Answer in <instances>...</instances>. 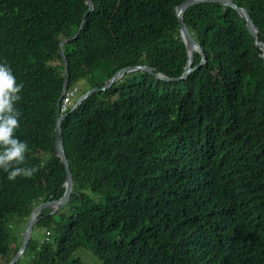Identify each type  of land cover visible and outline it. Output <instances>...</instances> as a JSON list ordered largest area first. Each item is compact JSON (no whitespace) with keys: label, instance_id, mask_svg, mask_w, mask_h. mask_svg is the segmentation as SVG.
<instances>
[{"label":"trees","instance_id":"obj_1","mask_svg":"<svg viewBox=\"0 0 264 264\" xmlns=\"http://www.w3.org/2000/svg\"><path fill=\"white\" fill-rule=\"evenodd\" d=\"M92 1L93 9L84 0H0V63L24 85L16 136L29 145L23 166L37 169L14 181L0 170V264L17 251L32 209L64 192L54 152L58 47L83 14L90 9L77 38L62 46L67 90L77 94L80 81V94L101 87L127 66L168 77L184 70L175 15L183 0ZM234 2L264 43V0ZM183 21L204 65L180 81L126 73L63 119L72 195L59 213L41 211L15 264H84L81 248L95 264H264L262 51L229 6L199 3ZM199 61L195 52L193 65ZM39 229L47 239L33 236Z\"/></svg>","mask_w":264,"mask_h":264},{"label":"water","instance_id":"obj_2","mask_svg":"<svg viewBox=\"0 0 264 264\" xmlns=\"http://www.w3.org/2000/svg\"><path fill=\"white\" fill-rule=\"evenodd\" d=\"M235 0H183L181 3H179L175 7V15L177 17V21L179 24V33L182 41L184 42L186 51H187V61L184 66V70L182 74L178 77H168L160 72H154V70L145 64L141 65H134V66H127L125 68H121L118 71H116L101 87H93L82 94H80L77 99L73 102L72 106H70V109L66 113L61 112V106H60V100L57 102V114L55 119V129H54V152L55 156L60 159V162L62 163L64 170H65V181H64V192L60 198L57 199H48L46 201H43L36 205L25 224L24 230L22 232V239L18 246L17 251L14 253L12 259L5 264H15L20 258H22L25 255L26 249L28 247L29 241L31 239L32 229L34 224L40 219V213L45 208H51L52 212L55 213L59 210H61L67 202L70 200L72 191H73V176L71 173V169L69 166V162L65 155L64 145H63V137L61 132V122L63 119L72 112L84 99H86L89 95L99 92L101 90H106L109 88L114 82H116L118 79H120L124 74L133 72V71H144L151 75H154L158 79H162L165 81H180L185 80L189 73H191L193 70L198 69L201 65H204L206 62V55L204 50L201 48L199 43L193 38L191 35L189 29L187 28L186 24L183 21V14L185 11L196 4L204 3V2H211V3H218L224 6H229L233 8L237 14L240 16V18L243 20L245 27L250 34V36L254 40L255 46H257L261 51L262 54L260 55L264 60V43L259 41L257 38L258 28L254 25L248 11L246 8L238 6L235 2ZM84 2L90 6V9H93V1L92 0H84ZM89 9V10H90ZM87 10L81 19L80 25L78 29L76 30L75 34L69 38V39H63L59 43L58 52L62 58L63 65H64V75H63V85H62V95L66 88L69 85L70 80V74L68 70V63L66 55L62 49V46L68 43L71 40H74L79 35L82 26L84 24V21L86 19V16L89 12ZM197 52L200 54V61L197 65H193L194 60V53Z\"/></svg>","mask_w":264,"mask_h":264},{"label":"clouds","instance_id":"obj_3","mask_svg":"<svg viewBox=\"0 0 264 264\" xmlns=\"http://www.w3.org/2000/svg\"><path fill=\"white\" fill-rule=\"evenodd\" d=\"M23 87V83L17 82L11 67L0 63V170L7 173V179L11 181L18 177L31 178L37 171L23 166L29 145L16 136L21 116L16 105L22 99Z\"/></svg>","mask_w":264,"mask_h":264},{"label":"rangeland","instance_id":"obj_4","mask_svg":"<svg viewBox=\"0 0 264 264\" xmlns=\"http://www.w3.org/2000/svg\"><path fill=\"white\" fill-rule=\"evenodd\" d=\"M77 86L81 90L77 92L76 97H78L80 95V92L85 89L86 83H85V81H80V82H78ZM60 211L61 210L55 212L54 214H57ZM51 212L52 211H50V213ZM58 216L59 215H56L55 217H58ZM55 219H57V218H55ZM44 232H45V230H44ZM20 234H22V233H20ZM33 236L36 237V238H38V239L41 238V240L44 239L45 236H43V229H39L38 231L34 232L33 233ZM45 239H47V237H45ZM11 245L14 246V244H11ZM75 254H76L77 257H79L84 262V264H95V263H98L97 258L94 256V254L89 249L81 248V249L77 250Z\"/></svg>","mask_w":264,"mask_h":264},{"label":"built area","instance_id":"obj_5","mask_svg":"<svg viewBox=\"0 0 264 264\" xmlns=\"http://www.w3.org/2000/svg\"><path fill=\"white\" fill-rule=\"evenodd\" d=\"M76 94V88L66 89L61 99V112H64L66 108L73 104V98Z\"/></svg>","mask_w":264,"mask_h":264}]
</instances>
